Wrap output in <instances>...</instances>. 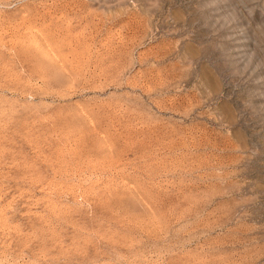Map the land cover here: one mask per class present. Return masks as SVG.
I'll use <instances>...</instances> for the list:
<instances>
[{"label":"rangeland","instance_id":"rangeland-1","mask_svg":"<svg viewBox=\"0 0 264 264\" xmlns=\"http://www.w3.org/2000/svg\"><path fill=\"white\" fill-rule=\"evenodd\" d=\"M0 264H264V0H0Z\"/></svg>","mask_w":264,"mask_h":264}]
</instances>
